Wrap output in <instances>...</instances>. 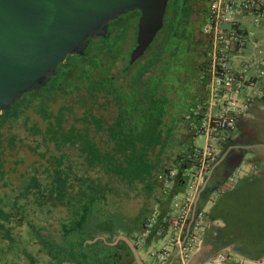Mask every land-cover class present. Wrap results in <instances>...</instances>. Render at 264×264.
Returning a JSON list of instances; mask_svg holds the SVG:
<instances>
[{
  "label": "trees",
  "instance_id": "trees-1",
  "mask_svg": "<svg viewBox=\"0 0 264 264\" xmlns=\"http://www.w3.org/2000/svg\"><path fill=\"white\" fill-rule=\"evenodd\" d=\"M197 2L199 0H169L162 33L148 59L132 75L128 88L119 84L113 68L122 59L125 64L120 75L126 77L136 66L138 61L134 65L126 63V50L136 46L137 33L129 46L128 38L132 28L137 31L136 23L141 13L131 12L111 22L106 38L90 40L84 56H69L46 87L24 95L20 102L0 115V137L7 127L24 120L27 131L39 136L42 143H54L58 149L76 148L90 169H98L114 182L131 189L138 184L147 198H151L157 187L156 174L159 172L156 151L159 149L162 155L173 135L171 127L168 132L162 129L165 118L171 113L168 118L176 121V114L184 111L185 116L181 119L191 127V123L198 125L207 113L204 102L209 100L207 67L210 41L202 40L201 26L208 18V4L206 0H200L206 8L193 20L194 4ZM188 83L190 88L185 89ZM201 86L206 88L205 94ZM193 88L198 92H192ZM70 96H77L84 107L83 115L74 118V123L82 122L81 127L70 124L72 116L69 107L64 105L57 111L52 109L58 99ZM100 97L117 108L111 123L97 117L89 106L90 102H96ZM200 97H204L202 101H198ZM182 101H188L190 105L180 108ZM29 110L44 121L45 128L38 123H30ZM67 124H70L69 128ZM93 127L96 134L106 133L107 148L102 149L93 142ZM191 135L196 134L192 131ZM16 143L15 136L7 138V147L13 149ZM238 143L231 136L221 143L220 148L228 153L219 154L206 177L197 200V210H203L204 204L241 165L245 150L234 148ZM5 149L0 144V156ZM38 155L48 164L46 172L49 181L42 183L36 174L31 175L23 181L20 195L27 197L31 193L37 200L55 201L68 208L69 215L61 223L60 237L45 236L43 230L29 220L19 198L11 201L0 193V239L16 244L15 228L11 224L18 220L27 228L28 242H36L40 251L51 258L52 264H136L128 244L117 239L126 236L139 250L138 240L153 209L140 208L135 213H128L120 209L111 211L101 208L114 191L110 181L101 184L88 176L86 171L74 174L67 164L66 153L55 155L45 152ZM183 157L180 156L183 161L181 169L190 162ZM4 175L5 169L0 160V176ZM181 182L184 186L185 178L179 175L177 189ZM259 182L260 179L254 182L245 179L234 191L225 195L222 193L219 201L225 206L234 205L231 208H213L208 214L212 223L219 220L224 224L223 228L215 230V248L233 245L237 253L250 259L264 255V190ZM249 188L254 193L251 197ZM75 189L77 191L73 192ZM255 202L261 208H254ZM7 207L9 210H6ZM157 227L158 224L154 226V232ZM105 234L110 237L115 235V239L107 238ZM22 252L30 264H36L26 248Z\"/></svg>",
  "mask_w": 264,
  "mask_h": 264
},
{
  "label": "built area",
  "instance_id": "built-area-1",
  "mask_svg": "<svg viewBox=\"0 0 264 264\" xmlns=\"http://www.w3.org/2000/svg\"><path fill=\"white\" fill-rule=\"evenodd\" d=\"M206 1L208 18L201 27V33L210 41L207 67L209 106L216 105L220 100L222 110L216 115L208 114L198 125L191 123L196 135L206 137V143L203 148L194 149L189 155L193 167L184 176V190L181 193L174 192L177 173H160L158 176L164 192L170 195V210L161 219L156 213L149 218L138 244H144L151 235L163 240L166 247L150 251V256L159 264H191L201 250L203 233L210 220L204 210L196 209L199 194L218 159V144L231 136L229 134L236 130L238 118L246 114L253 102V96L245 91L250 81L251 63L247 61L237 67L233 57L246 47L248 41L249 31L244 28V20L251 17L254 24L258 25L264 17V0ZM258 54L262 58L255 57L252 62L256 68V78L262 81L264 52L259 49ZM156 224L158 227L154 232ZM173 255L174 263L171 262ZM201 264L238 262L231 251L221 250Z\"/></svg>",
  "mask_w": 264,
  "mask_h": 264
},
{
  "label": "water",
  "instance_id": "water-1",
  "mask_svg": "<svg viewBox=\"0 0 264 264\" xmlns=\"http://www.w3.org/2000/svg\"><path fill=\"white\" fill-rule=\"evenodd\" d=\"M169 0H0V115L38 92L69 56H84L90 40L106 38L111 22L141 13L134 65L164 27ZM183 186L181 182L180 187ZM136 264L146 263L126 236Z\"/></svg>",
  "mask_w": 264,
  "mask_h": 264
},
{
  "label": "rangeland",
  "instance_id": "rangeland-1",
  "mask_svg": "<svg viewBox=\"0 0 264 264\" xmlns=\"http://www.w3.org/2000/svg\"><path fill=\"white\" fill-rule=\"evenodd\" d=\"M194 6L195 13L192 15L193 20L196 19L201 10L206 8L204 5L200 4V0L199 2L195 3ZM122 23L123 21L120 22V24ZM137 25L138 21L136 23V26ZM136 33L137 31H135L133 28L130 30L128 46L132 44ZM161 33L162 32H160L156 36L153 44L150 46V49L147 50L145 55L138 60L136 66L131 69L130 75L126 77L120 75V71L122 70L125 62L122 59L118 60L116 66L113 68V72L117 73L119 84L124 85V88H128V84L132 78V75L136 73V71L139 70V68L142 67V65L148 59L149 54H151V50ZM201 37L204 41L208 40L202 34ZM133 49L134 47H131L126 50L127 64L129 63L130 54ZM184 88L189 89L190 84L188 83L186 87L184 86ZM64 105L71 109L72 118L70 119V124H75V126L81 127L82 122L74 123V118H80L83 115L84 111V107L78 102V97L70 96L67 99L60 98L52 106V109L57 111L61 106ZM187 105H190L188 101L186 103H183L182 101L180 104V108L186 107ZM89 106H92L93 113L97 117H102L109 123L112 122L114 116L117 114V108L112 104H108L104 97H100L96 102H90ZM27 115L30 117V123L35 122L38 123L41 128H45L44 121H42V119L38 115L33 113L31 110L27 112ZM23 121L24 120H20L18 124L12 127H7L0 137V144H3L6 148L5 150H3V153L0 156V160L2 161L5 169V175L3 177L0 176V193L6 196L11 201H15L19 198L20 204L27 210L29 220L40 227L43 230L42 233L45 236L49 238L59 239L61 223L67 219L69 210L65 205H62L55 201L47 202L46 200L41 201L40 199L39 201L37 200V197H35L31 193L27 197H21L20 194L22 191V183L23 181L28 180L31 175L36 174L40 178L42 183H47L49 181V176L46 172L48 164L46 163L45 159H42L38 155V153L50 152L55 155L66 153L68 158L66 159L68 160L67 164L72 167L71 170H73L74 174L79 175L86 171L88 176L92 177L97 182H101V184H105L107 181H110L112 183L111 186L114 191L108 195L107 204L103 205L101 208H107L111 211L120 209L128 213H135L140 208H150L152 210L157 205L156 196L158 192L153 193L151 198H147L146 194L142 191L141 186L138 184H136L137 187L135 186V188L131 189L128 188L125 184L114 182L113 179L98 171V169H90L87 165V162L76 148L63 147L61 149H58L54 143H42L39 136H34L27 131L26 126H24L23 124ZM70 124H67L66 127L69 128ZM181 134H184L185 138L186 133L184 130ZM10 136H15L17 141L16 146L13 149L7 147V138H9ZM91 137L93 142L99 147H101L102 149L107 148L108 143H106L107 136L105 132L96 134L93 127L91 131ZM205 143L206 137L202 134H199L192 141H184L183 149L185 150V152L193 151L194 149L203 148ZM167 151L169 153L175 154L176 152H178V148L171 147L168 148ZM174 157L175 155L170 158V162H173L175 160ZM163 158L165 159V154ZM176 159L180 161L178 157H176ZM166 161H168V159ZM192 167L193 165H189L186 168V173H188L189 169H191ZM240 171L237 173V175L242 173V171ZM222 188L224 189V195L227 193V191L229 192L228 188L223 186L215 192V194L212 196L213 199L215 198L216 200H219L223 196L221 193ZM76 191L77 189H75L73 192ZM254 208H261L260 204L255 202ZM212 209L213 208H211L210 203L208 205L206 204L205 208H203L207 215L210 214ZM6 210H9V207H7ZM11 225H13L15 228L14 235L17 238V242L16 244L12 245L7 240L4 241L0 239V264H30V261L24 256V253L22 252V250L25 248L35 258L36 264H52L51 258L47 254L40 251V246L36 242H28L29 236L25 225H20L18 220L13 221ZM210 225H208V228H206L205 230V247L202 255L196 262L197 264H201L206 258L214 255L217 251H230L228 247L222 248V246H219L218 249L214 247L213 238H216L215 230L218 228V226L216 224H213L211 226ZM104 236H106L107 238H111L112 240L115 239V235L110 237L109 234H105ZM139 248L142 249L141 257L146 263L159 264L154 258L150 256V252L147 253L148 255L143 252V244L139 245Z\"/></svg>",
  "mask_w": 264,
  "mask_h": 264
},
{
  "label": "crops",
  "instance_id": "crops-1",
  "mask_svg": "<svg viewBox=\"0 0 264 264\" xmlns=\"http://www.w3.org/2000/svg\"><path fill=\"white\" fill-rule=\"evenodd\" d=\"M244 21H245L244 28L247 31H249L248 41L246 47L242 51L235 53L233 57V62L236 64L237 67H240L247 61L251 63V70L249 72L250 81L249 83H247L245 87V91L253 96V102L249 110L246 112V114L238 118V125L236 130L232 134L231 133L229 134L231 135V137H233L235 140H238L239 142L238 145H236L234 148L236 149L241 148L242 150H245L241 165L237 168V170L235 171L233 176L229 179V181L224 185L226 188H228L229 192H232L235 189H237V187L245 179H249V182H254L256 179H260L259 183L261 185V189L264 190V89H263L264 80L261 81L256 78V68L253 66V62H252L255 59V57L257 59L262 58V55L258 54L259 49L264 52V17L262 18L261 22L258 25L254 24L251 17L246 18V20ZM198 84L201 83L199 82ZM200 89H202L203 93L205 94L206 88L201 86ZM191 91L195 93L198 92L196 88H193ZM203 98L204 97L198 98V101H202ZM204 104L205 106H207V111H206L207 113H205L204 118L208 117L209 116L208 114L216 115L222 110V102L220 100H218L217 104L214 106H209V100L204 102ZM169 115L171 116V113H169L168 116ZM168 116L165 118V126L162 129L165 132H168L167 129L171 127L173 131V135L167 143L165 152L162 155H160L159 149H157L156 151L157 154L156 156L154 155L156 157V162L158 163L159 172L156 174L157 187L155 188L153 193L158 192V194L156 196L157 205L150 212L149 217H151L153 214L156 213L158 219H161L162 217L167 215L168 211L170 210V204H171L170 195L164 192L163 187L161 186V183L158 180V176L162 172L166 174L175 172L177 173L178 178L179 175L180 176L182 175L183 177L185 176L187 172L186 168L192 164L189 158L191 151L185 152V150L183 149V143L184 141H188V140L192 141L197 136V135L195 136L191 135L192 131L195 133L194 129H192V127H188V124L181 119L182 117L185 116L184 111L176 114V118L178 119L176 121H171L168 118ZM183 130L186 133L185 138H184V134H181L183 133ZM171 147L173 148L177 147L178 152H176L175 154L169 153L167 149ZM217 147L219 154L221 155L224 152V149L220 148L221 144H218ZM226 153H228V151H225L223 154ZM164 154H165V159L163 158ZM174 155H175L174 157L175 160L173 162H170V158ZM181 155L184 156L183 158L185 160L188 159L190 161L189 163H187L188 165H186L184 169L180 168V166L183 163L182 159H180ZM176 157H178L180 161H178ZM167 159L168 161H166ZM223 159L224 157L222 158V160ZM240 170L242 171V173L237 175V173ZM256 184L258 185L257 182ZM183 190H184V186L180 187L179 189L176 188V185L174 187L175 193H181ZM221 193H224V191H222ZM249 194L251 197L253 194V189L249 188ZM209 203L211 205V208H228V207L231 208L234 205V204H229L228 206H225L223 202H220L219 200H216L215 198L213 199L211 197L210 200L204 204L203 208H205L206 204L208 205ZM262 206L264 207V204ZM210 224L211 225L216 224L218 228L224 227L223 222L219 220L214 221L213 223L210 221ZM204 233H203V246L201 250L196 254L191 264H197L196 263L197 260L202 255V252L205 247ZM151 236L148 239H146L143 244L144 247L143 252L145 254L149 253L150 251L158 250L160 248L166 247V244L163 240L159 239L154 235ZM228 248L234 254L235 260L238 262V264H264V255L259 258L250 259L245 257L244 255L237 253V251L233 248V245L228 246ZM141 250L142 249L138 250L140 255H141ZM173 259H174V255L171 259V262L174 263Z\"/></svg>",
  "mask_w": 264,
  "mask_h": 264
}]
</instances>
